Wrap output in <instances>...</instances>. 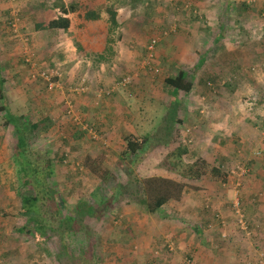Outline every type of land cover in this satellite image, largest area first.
I'll return each instance as SVG.
<instances>
[{"label": "rangeland", "instance_id": "rangeland-1", "mask_svg": "<svg viewBox=\"0 0 264 264\" xmlns=\"http://www.w3.org/2000/svg\"><path fill=\"white\" fill-rule=\"evenodd\" d=\"M43 1L0 0V7L6 13L0 15V63L13 59L5 75L18 73L22 76L18 82L14 81L18 83L16 88L6 90L11 112L26 115L32 123L44 117L53 122L51 134L40 138L39 146L52 144L61 150L59 154L67 155V161H73L72 147L85 151L92 158L104 156L105 161L94 173L84 172L85 168L81 166L77 172L79 161L69 164L66 168L70 177L68 190L72 191L69 199L77 202L83 198L91 202L94 193L108 199L109 190L117 182L126 183V171L116 160L121 159V140L129 134L147 135L150 151L134 164H128L126 160L123 165L127 170L133 171L139 179L163 176L180 180L160 167L172 150L166 147L170 130H159L166 113V101L169 102L161 83L179 71L187 72L196 80L192 92L182 98L186 104L183 103L184 107L180 106L176 112L181 121L178 143L188 150L184 163L189 165L196 157H204L207 165L213 166L220 165L223 158V169L230 173L224 183L204 176L194 186L196 189H189L179 204L164 208L160 214H142L139 207L127 202H122L115 214L109 215V211L92 232L104 254L109 253L104 264H110L108 258L115 255L118 264H186L189 258L194 264L264 262V171L253 173V166H250L253 158L258 161L263 158L264 151L258 148L264 145V111L259 115L262 120L256 121L252 131L259 147H250L249 141L254 136L249 131V124L257 116L250 108V101L264 102V62L263 65L261 61L249 65L243 63L249 60L245 57L248 51L254 54L255 49L264 51V0H228L229 4L233 3V9L229 11L222 10L226 6L221 0H81L92 4L101 12L102 18L76 33L82 48L80 53L74 42L62 39L60 33L48 38L47 34L33 32L35 20L31 18L35 19V14L36 17L41 15V21H44L52 12L51 8L45 12V8L51 7L52 0L45 8L41 6ZM109 6L118 12L121 22L126 21L116 32L122 38L112 47L106 43L108 18L104 11ZM258 9L263 13L257 12ZM10 18L16 24L13 33L6 25ZM218 22L226 30L225 36L234 52H244L237 56L244 68L238 76L234 75L236 70L230 65V57L211 53ZM154 34H157L153 37L157 45L148 57L144 47ZM114 36L115 33L111 37L116 40ZM24 56L30 61L35 57L32 61L36 63L35 73L45 68L42 70L47 73L44 81H51V77L58 79L55 86L53 83L48 85L51 90L48 96L45 91L40 92L44 81L39 83L32 79L27 73L30 67L20 62ZM102 57L104 60L100 59ZM50 62L55 65L51 70L46 68ZM252 67L257 71H252ZM148 68L158 72L151 74ZM10 84L12 82L8 86ZM41 101L47 102L42 111L38 109ZM172 115L168 111V120ZM85 123L93 126L95 139L85 135L81 142L71 135H77L75 132ZM1 127L0 181L11 175L10 170L3 173L8 164L11 137L6 135L9 129ZM63 139L68 140L67 144ZM219 140L223 142L220 148ZM259 154L260 158L257 157ZM254 174L261 175L255 178ZM105 175L109 182L104 185ZM64 179L59 176L56 181L63 183ZM4 189L0 186V213L8 208L17 212L18 199L7 198ZM255 202L260 207L253 206ZM11 214L16 217L15 213ZM214 214L218 222L213 221ZM1 219L0 224L5 230L0 233V243L2 238L15 237L12 226L16 223V220L3 223ZM196 229L202 230L204 239L197 237ZM121 239L126 244H121ZM65 241L75 255L84 243L80 234L66 235ZM54 243L55 240L45 243L50 252L55 251ZM8 244H0V264H48L41 247L35 252H26L20 244ZM211 247H215L216 252Z\"/></svg>", "mask_w": 264, "mask_h": 264}, {"label": "trees", "instance_id": "trees-1", "mask_svg": "<svg viewBox=\"0 0 264 264\" xmlns=\"http://www.w3.org/2000/svg\"><path fill=\"white\" fill-rule=\"evenodd\" d=\"M49 1L50 0L43 1L41 6L45 8V4ZM231 4L233 5L232 2L229 5ZM243 6L245 7V5ZM130 7L133 8V6ZM50 8L52 12L47 20L41 21V15L36 17V14L35 19L31 18V20H35L32 22L33 32L36 34H47L48 38L55 33H60L62 39L65 38L73 41L77 46V51L80 53L82 48L78 44L76 33L84 31L90 23L99 22L102 18L101 12L95 9L92 4H88L86 1L83 2L81 0H52L51 7L45 8V12L50 11ZM257 12L263 13L262 9H258ZM104 13L108 18L106 21V29H108L107 36H109V38L106 43L110 44L112 47L114 46V42L122 38L121 35L116 32L119 31L118 27L122 26L123 23L125 24L126 21L123 20L121 22V17L112 6L106 7ZM8 20L9 21L6 22L7 28L13 33L16 24L13 18ZM129 28H131V26H129ZM137 28H141V26L137 25ZM114 33L116 40L111 37ZM156 35L157 34L152 35L146 47H144V53L148 57L157 45L156 43L154 48L152 47V49H149L151 42L155 40L153 37H157ZM110 45L109 48L111 49ZM29 55L33 56L31 53ZM34 58L35 57H32V61ZM59 58L63 59V56L60 55ZM100 59L104 60L103 57ZM32 61L28 60L26 56L20 59L22 64L30 67L27 72L29 76L40 83L41 80H45L44 77L47 73L42 71L45 69L44 67L35 73L36 63L33 64ZM10 62L13 63V59L4 64L0 63V114H2L0 115L2 121L0 126L9 129V133L6 135L11 137L9 140L11 144L10 154L7 159L8 164L3 171L5 174L7 170H10L11 175L7 176L5 180H1L0 186L6 189L7 198L12 197L18 199L19 209L17 212H13L12 210L9 211V208L3 209L0 213L3 223L4 221H6V223H14L13 221L16 220V223L12 226V232L15 237L11 238L12 236H10L8 238H2V243H0L2 246L4 243H10L8 245L13 244V246H18L20 244V246L22 245L26 248V252H35L38 250V247H41L46 253L48 264H104V262H106L105 256H109V253L104 254L103 247L98 245V239L92 237V232L97 225L105 220L104 218L109 214V211L111 213L109 215L115 214L120 209V206H122V202L134 204L139 207V211L142 214H160L161 211L164 212V208L168 209L172 204H179L189 189H196L194 186L198 185L204 176L209 175L211 179L219 183H224L228 180L230 173L223 169V160H221L220 165L214 164L213 166H208L204 157H196L189 165L184 163L183 158L188 154V150L185 145L178 143V125H181V121L177 119L176 112L177 109L184 107L183 103L186 104L185 101L183 102L182 98L192 92L196 80L192 79L187 72L179 71L171 77H166L164 82L161 83L163 91L168 93L169 102L167 104L168 100L166 101V106L164 107L166 113L165 117L161 120L159 130H170L168 135L169 141L166 147L172 150L170 154L165 157L160 167L167 173H171V175H177L180 180L163 176H151L139 179L134 175L133 171L127 170L125 167L126 165H123L126 160L128 164H134L141 158V155H145L150 151L148 150L150 138H148L147 135L136 136L134 134H129L124 136L121 140L123 145V147H121V159L118 158L116 160L118 166L123 171H126V183L117 182L114 187L109 190L111 194L108 199H102L99 193H94L92 195L91 202H86L83 198L78 199L77 202L74 199H69L72 192L68 190L70 189V177L69 171H67L66 168L69 164H73L75 161L78 163L79 161V165L76 166L77 172L79 171V166H81L85 168L84 172L87 170L88 172L92 171V173H94L93 171L96 168H100L105 161L104 156H97V159L96 156L92 158V156L85 151L72 147L71 152L73 161H67V155L59 154L61 150L55 149L52 144L50 146V143L48 145H43V147L39 146L38 141L40 138L51 134L50 129L53 126V122L50 118L44 117L42 120L32 123L26 115L18 116L11 112V107H9L6 100V90L10 87L12 89L16 88L18 83H14V81L18 82L19 77L21 79L22 76L18 73V75H8L7 73L5 75V71L8 69L7 67ZM83 65H86V63H83ZM38 66L37 64V67ZM53 67H55V65H53L52 62L46 66L49 70L53 69ZM146 68L147 67H145V70ZM148 69L151 71V74L154 73L152 68ZM240 69L244 68L238 67L234 73L235 76L240 74ZM252 71L256 72L257 70L252 67ZM55 81L58 82V79L52 77L51 81H44L45 85L42 86L40 92L45 91L48 96L50 94L49 91H51L48 90V85L53 83V86H55ZM9 82H12V84L8 86ZM40 103L38 109L40 111H42L43 108L46 109L47 102L45 101V103H43V101H41ZM259 104H264V102H259ZM38 109L36 110L38 111ZM168 111L173 113L169 118V120H171V125H169V115L166 117ZM107 116L110 117L109 115ZM258 120H262V118L259 116L256 117L255 124ZM110 123H112V120ZM85 124L86 125L79 127L75 132L77 135H71L74 139H78L82 142L85 135L92 140L95 139L92 135L94 130L93 126L89 123ZM250 124L255 127L252 121ZM63 142L67 144L68 140L63 139ZM183 142L185 141L183 140ZM187 142H189V140ZM52 152L54 153V157L51 156ZM235 157L238 158V155L236 154ZM257 157L260 158V154ZM261 157L263 158L260 162L263 163L264 152ZM253 164L254 160L250 162V166ZM59 176L65 177L63 183L56 181V178ZM108 178L109 177L106 175L103 176L102 181L104 185L109 182ZM255 178H258L257 174ZM6 206L7 205H4V207ZM11 213H15L16 217ZM213 221H219L215 214L213 215ZM219 228L221 230L223 229L221 226ZM2 229L4 232L5 229L4 227L2 228L0 224V233ZM196 230L197 237L201 240L204 239L202 230ZM69 234H80L83 237L84 243L82 247L78 249L76 255L69 250L65 241V236ZM19 236L22 237V240H20ZM52 240H55L54 252H50L45 246L47 241ZM120 243L126 244V241L121 239ZM114 245H116L115 242ZM211 249L216 252L215 247H211ZM117 258L116 255L111 259L108 258L110 264H118Z\"/></svg>", "mask_w": 264, "mask_h": 264}, {"label": "crops", "instance_id": "crops-1", "mask_svg": "<svg viewBox=\"0 0 264 264\" xmlns=\"http://www.w3.org/2000/svg\"><path fill=\"white\" fill-rule=\"evenodd\" d=\"M221 3L224 4V7L226 6L225 8L222 7V10L229 11V10L233 9V5L232 4L229 5L227 0H224V1L221 0ZM231 12H234V11H231ZM1 14H6V13L3 12V7H0V15ZM218 24H219L218 27H215L216 28L215 41H214V44H212V49H211L212 52L211 53L213 54V53L219 52V53H221V55L223 54L227 58L230 57L232 59V61L230 63L231 67L234 68V70H237L238 67L243 66V65H241L242 62H240L239 59H237V56L243 54L244 52L241 51V50L234 52V50H233L234 48L232 47V45H230V42H228L229 38L225 36L226 30L223 29L224 27L219 22H218ZM232 42H234V39H233ZM255 50H256V54L252 53L251 51H248L249 53H246L245 57L248 56L249 60L247 59V61H243L244 65H249V63H251V62L252 63H257L259 61H261L260 63H261V65H263L262 64L264 62V51H263V49H255ZM204 52L208 53V50L205 49ZM263 70H264V68H263ZM173 75H175V74H173ZM252 90L253 89L250 90L251 93H253ZM184 101L185 100H183V102ZM255 102L256 101L251 99V101H250V106L251 107L250 108H251V110H254V112H256V114H257L256 117H258L259 115H262V113L264 111V104H259V103L257 104ZM256 117L253 119V124H255ZM249 126H250L249 127V131L251 132L252 135H254L253 139L248 137L249 141H250V147L254 146V145L259 147V143L256 142L255 134L252 132V131H254L253 130V126L251 124H249ZM220 144L223 145V142L219 140V148H220ZM258 150L264 151V145L260 146L258 148ZM221 160H225V159L221 158ZM253 160H254V164L252 165L253 166L252 172L253 173H256V172L260 173V171H264L263 170L264 169V162L261 163L260 161H258L259 159H254V158H253ZM256 166H258V167H256ZM262 166H263V168H262ZM255 167H256V169H255ZM260 175L261 174H258V177ZM262 176H264V174H262ZM263 190H264V188H263ZM252 205L253 206L257 205V207H260V204H258L257 202H255V204H252Z\"/></svg>", "mask_w": 264, "mask_h": 264}, {"label": "built area", "instance_id": "built-area-1", "mask_svg": "<svg viewBox=\"0 0 264 264\" xmlns=\"http://www.w3.org/2000/svg\"><path fill=\"white\" fill-rule=\"evenodd\" d=\"M164 35H165V34H164ZM156 42H157L156 40H153V41L151 42V44H150V48H149V49H152V47L154 48V46L156 45ZM157 72H158L157 70L154 71V73H157ZM240 223H241V221H240ZM185 263H186V264H194L193 261H192L191 259H187ZM257 264H264V262L259 261Z\"/></svg>", "mask_w": 264, "mask_h": 264}]
</instances>
